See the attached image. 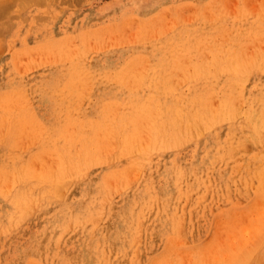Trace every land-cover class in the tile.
Segmentation results:
<instances>
[{
    "label": "rangeland",
    "instance_id": "374dc122",
    "mask_svg": "<svg viewBox=\"0 0 264 264\" xmlns=\"http://www.w3.org/2000/svg\"><path fill=\"white\" fill-rule=\"evenodd\" d=\"M0 264H264V0H0Z\"/></svg>",
    "mask_w": 264,
    "mask_h": 264
},
{
    "label": "bare ground",
    "instance_id": "6f19581e",
    "mask_svg": "<svg viewBox=\"0 0 264 264\" xmlns=\"http://www.w3.org/2000/svg\"><path fill=\"white\" fill-rule=\"evenodd\" d=\"M263 239V238H262Z\"/></svg>",
    "mask_w": 264,
    "mask_h": 264
}]
</instances>
